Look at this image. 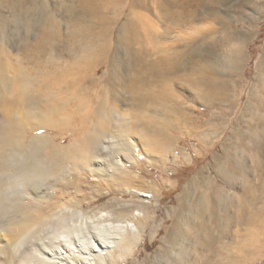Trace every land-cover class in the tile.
<instances>
[{
  "label": "bare ground",
  "instance_id": "1",
  "mask_svg": "<svg viewBox=\"0 0 264 264\" xmlns=\"http://www.w3.org/2000/svg\"><path fill=\"white\" fill-rule=\"evenodd\" d=\"M14 1L0 0L4 7L0 8V264H117V259L132 254L142 242L140 220L149 221L151 215L129 206L118 213L85 208L83 203L39 207L47 198L43 179L59 171L64 162L58 147L40 133L56 128L86 140L89 145L83 151L71 150L68 155L74 165H94L88 170L91 174L116 179L114 184L126 181L130 187L125 192L151 203L157 194L153 185L129 170L119 171L127 164L134 169L139 164L140 147L134 138L138 125L147 122V139L161 151L174 142L170 132L179 130L203 139L207 129L216 131L224 115L194 119L175 94L178 82L198 95L206 92L208 106H233L231 94L236 85L232 77L242 58L240 48L227 51L230 60L223 72L227 79L210 76L222 74L208 62L209 58L220 60V45H204L200 28L203 8L215 12L222 0H212L211 6L206 0H72L70 20L68 15L57 25L50 22V13L39 12L35 0ZM37 12L43 16L36 18ZM21 21L28 23L24 31ZM175 28L178 34L174 35ZM230 34L231 39L247 35L239 30ZM19 44L25 57L17 62L14 50ZM28 64L33 65L29 68ZM259 76V86L251 89L245 106L246 129L242 130L239 118L234 131L237 145L216 168L219 177L233 179L236 172H244L242 157L239 161L236 156L245 152L264 156V79ZM120 89L131 93L145 113L122 109ZM160 108L167 113L162 114ZM31 131L44 139V145L53 147L47 162L34 150L37 143L27 142ZM116 145L127 154L115 153ZM256 175L251 187H238L241 180L236 187L237 180L233 179L234 184L229 180L240 220L246 223L263 215L253 204L264 190V171ZM229 198V190L219 184L217 176L200 175L190 181L178 206L170 209L164 243L155 261L148 264H196L207 258L213 262L212 250L210 256L201 251L199 257L198 244L194 245L201 242L202 233L210 232L202 221L205 217L196 222L197 217L193 220L189 214L201 215L208 201L210 215L217 218L224 214ZM28 200L35 203L28 204ZM191 247L197 252L194 258L188 253ZM262 253L264 244L257 249L245 244L242 255H231L229 264H248Z\"/></svg>",
  "mask_w": 264,
  "mask_h": 264
},
{
  "label": "rangeland",
  "instance_id": "2",
  "mask_svg": "<svg viewBox=\"0 0 264 264\" xmlns=\"http://www.w3.org/2000/svg\"><path fill=\"white\" fill-rule=\"evenodd\" d=\"M206 1L208 3L207 6L214 4L212 0ZM14 2L21 3L20 0H15ZM72 3V0H35L34 5H39H37V8L40 10L39 12L44 9V12L50 13L48 14L50 22L53 25H57L61 24L63 19L68 15L69 18L67 17V21L70 20L72 16L70 10L73 6L70 5ZM27 5L30 4L28 3ZM0 8H4L1 7V3ZM37 15L35 16L36 18L43 16L38 12ZM27 24L21 21L20 30L24 31ZM12 27L14 28L15 26L13 25ZM200 28L202 30V36L206 41L204 45H209L210 43L220 45L218 47V58L220 60H212L213 58H209L208 62L212 64V69L222 71V74L211 73L210 76L214 75L213 77H219V79H227L225 74H223L230 60L228 59L229 55L227 51L231 47V49L240 48L242 58L238 60V71L232 77V82L236 85L235 90L231 94L234 103L232 107H227L221 103L208 106L206 104V92L198 95L199 93L197 94L193 88L189 87L188 89L183 82H178L175 94L178 95L186 112L189 111V115L194 117V119L206 120L213 115H224V118L217 121L216 131L211 130L210 132L207 129L206 132L208 133L206 134V138L203 139L179 130L170 132L174 142L173 144L168 143L169 145L161 151L162 148H153L150 140L147 139V122H142L138 125V133L134 135V138L140 147V156L137 159L139 164L136 169L127 164V166L120 168L119 171L129 170L133 174L140 175L148 184H152V188L156 190L157 194L151 199V203H145L142 197L133 196L125 192L130 187V184L126 181L121 180L119 181L120 184L117 183V185L114 184L116 179L110 180L105 176L100 177L91 174L88 170L94 167V165L88 164L85 166V162L82 163L83 166L81 168L74 165L68 155L71 150L83 151L89 145L86 140H81L78 136L70 132H61L56 128L48 133H40V135H46L51 140V143H54L58 147L56 151L64 159V162H62V167L59 171L47 174L43 179V188L47 192V198H44L38 204L39 207L45 208L50 207V205H78V203H83L85 208L111 209L113 212L118 213L123 208L129 206L130 208L140 207L151 215L149 221L145 219L140 220V225L144 229V239L142 242L135 247V251L132 254L122 259H117V264H148V262L152 263L155 261L156 251L164 243L163 237L171 224L170 209L178 206L179 196L183 192L184 187L190 181L199 178L200 175L217 176L219 178V184H222V186L229 190L230 201L228 200L225 203L227 206H225L224 214L221 212L223 216L220 214L217 217L218 220L216 217L211 216V207H207L210 204L208 201H206L205 204L207 205L201 215L189 214V217L193 220H196L197 217L196 222H199L198 219H202V216L205 218L208 217V221L206 220L207 218H203L202 221L206 224L208 231H210L209 234L202 233L201 242L199 241L194 244H198L197 248L199 249L196 251L199 253V257L202 255V252L209 256V251L212 250L214 253L212 258L213 262L209 260L210 258H207L199 262L196 261V264H229L231 255L234 257L242 255L245 244L250 245V248L254 249L258 248V244H264V190L260 192V199L253 204V207L255 206L254 210H259L263 215L255 218L251 223H246L240 220V215L237 212L238 203L231 197L235 189L229 185L231 183L229 180L233 183V179L235 178L237 180L236 187L239 183L238 187H240L244 182V186L241 185V187L253 186L252 179L257 176V171H264V156H257L253 152H245L249 160L246 154L244 156H236L239 161V157H242L241 161L244 163V172H236V176L233 179L228 178L229 176L219 177L216 170L226 160L225 153L227 151L230 153L234 152L233 147L237 145L234 131L237 129L236 123L239 118H241L242 130L246 129L247 116L245 106L251 89L258 88L259 86L256 77L260 74V79H264V64H262L264 63V0H222L218 3L216 11L212 13L210 9L203 8ZM230 30H239L245 32L247 35L243 38L238 35V37L236 36L234 39H231L229 36L231 35ZM173 33L174 35L178 34L176 28ZM20 45L17 49L18 52L14 50V53H17L15 54L17 56L14 60L17 62H20L25 57V54L20 50ZM32 65L28 64L29 68ZM117 92L119 94L118 97L124 100L121 106L122 109L129 111L135 110L140 114L145 113L146 110L144 108L136 106L131 93L127 90L121 91V89ZM171 104V102L168 103L166 107ZM153 107L156 108L155 106ZM159 111L162 114L167 113L166 108H160ZM40 135L37 137L35 131L29 132L27 142H36L37 146L34 147V150L38 149V152H41L40 154L45 159V162H47L46 157L52 153L50 151L53 147L44 145L42 142L44 139L40 138ZM117 151L127 154V150H123L121 145L114 147V152L118 153ZM245 173L247 174L245 175ZM237 175L241 182H238L240 180L236 178ZM143 189L150 190V187L145 186ZM27 202L32 205L35 203L32 200H28ZM154 203H156V206ZM207 222L209 223L207 224ZM193 241L191 240V243H194ZM194 248L191 247L188 252L193 258L197 256ZM248 264H264V253L257 255Z\"/></svg>",
  "mask_w": 264,
  "mask_h": 264
}]
</instances>
